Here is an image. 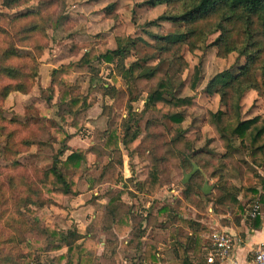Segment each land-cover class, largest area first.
<instances>
[{
  "label": "clouds",
  "instance_id": "clouds-1",
  "mask_svg": "<svg viewBox=\"0 0 264 264\" xmlns=\"http://www.w3.org/2000/svg\"><path fill=\"white\" fill-rule=\"evenodd\" d=\"M258 129L264 0H0V264H264Z\"/></svg>",
  "mask_w": 264,
  "mask_h": 264
},
{
  "label": "trees",
  "instance_id": "trees-1",
  "mask_svg": "<svg viewBox=\"0 0 264 264\" xmlns=\"http://www.w3.org/2000/svg\"><path fill=\"white\" fill-rule=\"evenodd\" d=\"M199 11V10H197ZM261 134H264V129H258L257 130V135H261Z\"/></svg>",
  "mask_w": 264,
  "mask_h": 264
}]
</instances>
